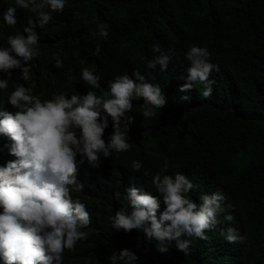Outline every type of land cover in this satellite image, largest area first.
<instances>
[{"label": "trees", "instance_id": "16d2710c", "mask_svg": "<svg viewBox=\"0 0 264 264\" xmlns=\"http://www.w3.org/2000/svg\"><path fill=\"white\" fill-rule=\"evenodd\" d=\"M9 6L14 0H0V40L22 32L32 16L18 8L17 24L9 27L2 18ZM101 22L108 25L107 40L96 36ZM36 32L41 55L30 62L34 92L42 93L54 84L69 97L88 90L100 94L80 80L82 67H95L105 91L115 76H131L139 68L142 74H151L147 82L158 84L167 101L155 117L143 118L139 107L143 101L134 100L129 113L134 117L128 132L130 151L101 157L96 169L87 162L80 165L77 181L84 189L72 195L85 203L92 223L83 229L88 239L77 242L75 251L66 250L63 264H110L106 258L124 248L137 255L136 264H264V0H67L64 11ZM157 43L163 51L175 53L167 71L159 66L145 70ZM193 45L206 47L210 62L220 68L210 77L216 83L209 99H201L202 85L179 91L189 66L184 56ZM97 46L102 49L99 54H95ZM53 54L63 59V68L53 66ZM69 75L76 81H70ZM183 96L189 99L182 100ZM111 133L109 123L105 141ZM6 145H10L7 138L0 137V167L15 159ZM130 159L143 163L136 182L153 195L158 194L152 176L167 159L165 174L179 171L197 186L189 194L194 202L218 190L226 196L221 205L226 211L218 217L221 225L205 232L208 240L193 239L189 256L177 251L174 242L169 253L160 254L142 232L111 229L108 218L122 205L114 193L123 194L130 182H114L107 167L123 171ZM163 208L161 201L160 211ZM228 214L235 216V223L223 219ZM227 227L247 235V242L228 243L220 235Z\"/></svg>", "mask_w": 264, "mask_h": 264}, {"label": "clouds", "instance_id": "9594fccd", "mask_svg": "<svg viewBox=\"0 0 264 264\" xmlns=\"http://www.w3.org/2000/svg\"><path fill=\"white\" fill-rule=\"evenodd\" d=\"M66 4L67 0H14V6L3 12V23L9 27L17 24L18 8L32 14L22 32L0 40V73L4 76L0 79V137L7 138L8 154L15 158L0 167V260L4 264H63L65 251H75L77 242L88 239L89 233L83 229L92 223L85 203L72 195L84 189V184L77 181L80 165L87 162L96 169L101 157L109 159L113 153L130 151L128 132L134 117L129 113L134 100L143 101L139 104L143 118L155 117L167 103L161 87L147 82L151 74H142L139 68L131 76H115L107 82L105 91L95 67H82L80 80L89 89H99L100 94L88 90L69 97L54 84L42 93L36 89L34 92L30 62L41 55L36 29H44L55 14L64 11ZM96 27V36L107 40L108 25L101 22ZM101 50L97 46L95 54ZM152 52L155 55L146 62L145 70L155 71L159 66L160 71H167L174 51H163L157 43ZM52 59L56 69L64 67L59 55L53 54ZM184 59L189 66L179 91L188 92L202 85L200 97L209 99L216 83L210 77L220 71L219 65L210 62L211 53L206 47L195 45L187 49ZM68 79L77 78L69 75ZM109 123L112 133L105 141ZM127 162L123 171L107 167L114 182H130L123 194L114 193L122 205L108 218L111 229L142 232L160 254L169 253L174 242L177 251L189 256L193 239L208 240L205 232L221 225L218 217L226 211L221 206L226 200L222 190L200 195V203L194 202L189 194L197 186L179 171L165 174L169 169L165 159L159 172L152 176L151 184L158 194L153 195L139 189L136 182L143 163L133 159ZM142 175L147 176L148 172ZM223 219L229 224L236 222L233 214ZM220 235L234 244H245L248 239L235 227L221 229ZM106 259L110 264H136L138 257L124 248Z\"/></svg>", "mask_w": 264, "mask_h": 264}, {"label": "bare ground", "instance_id": "6f19581e", "mask_svg": "<svg viewBox=\"0 0 264 264\" xmlns=\"http://www.w3.org/2000/svg\"><path fill=\"white\" fill-rule=\"evenodd\" d=\"M169 78H170V77H169ZM170 101H171V100H170ZM173 103H174V102H173ZM173 103H172V104H173ZM181 107H182V105H181ZM141 132H142V131H141ZM174 146H175V145H174ZM192 177H193V176H192Z\"/></svg>", "mask_w": 264, "mask_h": 264}]
</instances>
